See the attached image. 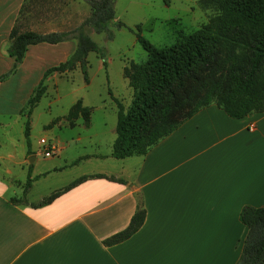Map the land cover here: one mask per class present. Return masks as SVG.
Segmentation results:
<instances>
[{
	"label": "crops",
	"instance_id": "1",
	"mask_svg": "<svg viewBox=\"0 0 264 264\" xmlns=\"http://www.w3.org/2000/svg\"><path fill=\"white\" fill-rule=\"evenodd\" d=\"M24 1L0 0V76L12 67L9 35ZM50 31L64 30L40 32ZM74 49L75 40L29 45L0 81V264H236L247 234L241 209L264 206V111L233 118L210 104L146 154L115 158L116 102L82 101L92 108L89 123H70V108L52 117L48 130L70 132L47 137L57 154L44 157L31 140L39 101L29 116L25 104L45 71ZM70 73L53 72L44 82ZM81 176L88 177L34 205ZM138 196L146 210L142 226L106 245L129 224Z\"/></svg>",
	"mask_w": 264,
	"mask_h": 264
},
{
	"label": "trees",
	"instance_id": "2",
	"mask_svg": "<svg viewBox=\"0 0 264 264\" xmlns=\"http://www.w3.org/2000/svg\"><path fill=\"white\" fill-rule=\"evenodd\" d=\"M26 1L9 35L7 54L13 59L12 67L0 76V81L17 68L29 45L75 40V49L70 56L49 67L34 88L24 108L29 116L31 109L45 92L44 80L51 73L68 72L79 67L85 80H88L87 54L98 50L89 32H110V26L115 21V0H84L90 6V14L78 26L71 30L50 32L22 30ZM198 3L202 8L213 10L214 14L196 30L180 33L170 45L157 47L140 32L137 33V40L146 51L147 58L142 63H133L124 69V76L132 89V98L128 106L115 99L117 116L116 138L111 151L113 157L146 154L184 120L210 104H216L233 118L264 111V106H261L264 102V0H198ZM245 49H249L250 53H244ZM222 52V60L229 64L228 88L223 90L219 79L210 82L184 119L171 120L169 113L178 100L179 90L184 89L189 78H197L198 67L211 66L215 63L214 58ZM91 110V107L84 106L79 99L70 107L65 118L73 123L74 119L82 117L88 124ZM25 137L29 143L28 120L25 124ZM87 177L81 176L73 180L34 205L51 202L60 193ZM110 178L115 179L113 176ZM29 185L28 181L26 190ZM145 214L142 199L138 196L136 210L129 224L106 238L104 243L112 245L129 238L142 226ZM240 220L247 227V234L236 264H263L264 206H244L240 212Z\"/></svg>",
	"mask_w": 264,
	"mask_h": 264
},
{
	"label": "rangeland",
	"instance_id": "3",
	"mask_svg": "<svg viewBox=\"0 0 264 264\" xmlns=\"http://www.w3.org/2000/svg\"><path fill=\"white\" fill-rule=\"evenodd\" d=\"M114 9L115 21L109 33L89 32L98 50L87 54L88 80L78 67L70 74L57 76L45 84L46 90L32 117L31 130V140L41 155L40 137L50 138L57 134L65 137L70 132L68 128L60 130L58 127L48 130L44 125L52 117L66 113L77 100L85 104L104 102L110 106L117 99L125 106L129 105L132 89L127 84L124 69L147 58L146 51L137 40V33L140 32L153 45L162 47L174 43L180 33L196 30L214 14L213 10L202 8L198 0H115ZM89 14L90 6L84 0H27L22 30H71ZM243 52L250 53L249 49ZM223 56L222 52L215 57L211 66L198 67L197 78H189L184 89L179 90L178 100L169 113L171 120L184 119L210 82L219 79L223 90L228 88L229 64L222 60ZM106 114L113 118L112 112ZM95 115L97 120L98 115ZM99 124L96 122V126ZM102 141H108V136L102 135Z\"/></svg>",
	"mask_w": 264,
	"mask_h": 264
},
{
	"label": "built area",
	"instance_id": "4",
	"mask_svg": "<svg viewBox=\"0 0 264 264\" xmlns=\"http://www.w3.org/2000/svg\"><path fill=\"white\" fill-rule=\"evenodd\" d=\"M39 144L42 146V154L44 157H52L57 154L56 144L51 142L46 136L39 138Z\"/></svg>",
	"mask_w": 264,
	"mask_h": 264
}]
</instances>
